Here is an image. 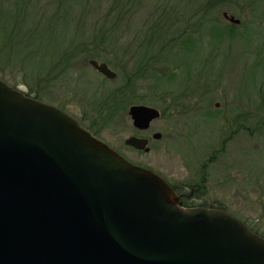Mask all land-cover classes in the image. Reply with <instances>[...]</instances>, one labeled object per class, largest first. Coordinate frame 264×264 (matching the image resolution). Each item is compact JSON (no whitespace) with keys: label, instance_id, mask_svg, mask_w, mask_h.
Here are the masks:
<instances>
[{"label":"water","instance_id":"obj_1","mask_svg":"<svg viewBox=\"0 0 264 264\" xmlns=\"http://www.w3.org/2000/svg\"><path fill=\"white\" fill-rule=\"evenodd\" d=\"M129 116L145 131L161 112L133 104ZM125 144L151 150L148 137ZM0 264H264V236L227 210L182 207L160 174L0 78Z\"/></svg>","mask_w":264,"mask_h":264},{"label":"rangeland","instance_id":"obj_2","mask_svg":"<svg viewBox=\"0 0 264 264\" xmlns=\"http://www.w3.org/2000/svg\"><path fill=\"white\" fill-rule=\"evenodd\" d=\"M49 1L43 0L41 5ZM86 3L89 6V17L85 23L91 29L93 23L101 22L105 8L96 10L97 4L93 0ZM173 3L183 13V19L186 18L185 24L187 18L202 4L191 0H173ZM236 6V9L229 10L218 8L213 13L224 24L229 23L224 12L241 20L247 18L249 10H242V2ZM237 27L241 32L242 25ZM246 33L245 47L242 46V38L237 36L220 44H216L218 40L215 39L212 44L206 43L203 48L197 46L195 52L183 55L189 66L171 82H161L159 87H150L155 82L151 78L136 83L139 92L144 95L143 100L136 104H146L158 109L167 106L166 114L152 122L151 129L161 132L162 137L159 140L151 139L149 152L137 151L125 144L128 136L135 135L133 121L127 112L114 121V127L108 125L101 130L100 137L110 145L120 148L133 162L147 165L158 174L160 172L184 193L190 190L189 184L198 179L202 160L206 155L220 148L223 139L229 137L225 142L224 154L208 167L206 191L196 201L224 206L230 214L255 228L258 227L264 233V129L251 135L242 131L241 126L243 122L253 127L257 119L264 116V105L261 103L262 96L264 98V28L258 31L250 27ZM78 35L75 42L79 43L81 40L90 41L93 33L91 30H81ZM130 36H133V32ZM128 42L130 39L121 40L106 51L123 53V47ZM86 45L91 46L90 42ZM130 51L136 50L131 48ZM108 57L112 60L114 58L113 55ZM128 57L122 56L130 62L127 63L128 68H132L133 62ZM90 60L85 67L78 66L72 82L81 76L83 83L89 81L90 92L102 91L103 88L108 90L122 83L119 64L110 66L119 75L113 82L98 72L90 64ZM5 71L2 79L13 84L14 74H9L10 69L6 68ZM13 71H17V68ZM33 78H29L31 85L34 84ZM66 82L62 81L65 88L51 89L53 95L55 93V102H49L48 99L43 101L55 106L57 102H65L66 112L79 119L83 116L86 104L77 98L72 101L69 99L76 90L80 92L82 87L79 83ZM17 88L28 92L26 84H20ZM85 123H90L89 117ZM97 123L102 124V120H97Z\"/></svg>","mask_w":264,"mask_h":264},{"label":"trees","instance_id":"obj_3","mask_svg":"<svg viewBox=\"0 0 264 264\" xmlns=\"http://www.w3.org/2000/svg\"><path fill=\"white\" fill-rule=\"evenodd\" d=\"M42 1L0 0V78H4L6 68L10 69L9 74H14V82L9 83L10 85L18 87L26 84L28 95L55 102L53 88H65L62 81H74L72 76L78 66L85 67L89 59L105 61L109 66L119 64L122 71L119 74H122L123 81L108 90L103 88L102 91L90 92L89 81L83 83L81 76L72 82L79 83L82 88L80 92L76 90L69 101L77 98L86 104L83 116L76 119L99 138L101 130L108 125L114 127V121L119 116L124 112L129 113L132 104L143 100L144 95L139 92L136 84L139 80L151 78L155 82L150 87H159L161 82H171L187 70L189 62L183 55L195 52L197 46L203 48L206 43L210 45L215 39L218 40L216 44H220L239 36L245 47L248 29L253 27L260 31L264 28V0H191L202 4L187 18L186 24V18L183 19V13L176 9L173 0H93L97 4L93 3L96 10L105 8V12L101 22L93 23L91 29L85 23L89 17L86 2L90 0H50L41 5ZM240 2L242 10H249L247 18H242L240 23L242 33L237 30L240 24L236 26L230 22L221 23L213 13L218 8L236 9ZM81 30L92 31L90 41L75 42ZM60 34L65 35L57 36ZM128 39L130 42L123 47V53L106 51L117 42ZM89 42L91 46L86 45ZM131 48L136 51H130ZM112 55L113 60L108 57ZM122 56H129V61L133 62L132 68H128L127 63L130 62ZM15 67L17 71H13ZM29 78L34 79V84L29 83ZM57 103L58 107L67 110L65 102ZM261 103L264 105L263 96ZM88 117L90 123L86 124ZM97 120H102V124L99 125ZM241 126L242 131L254 135L264 129V116L258 118L253 127L243 122ZM133 130L135 135L141 134L137 128L134 127ZM228 139L229 137L224 138L220 148L212 150L202 160L201 173L194 183L189 184L190 190L186 193L165 177L180 196L182 207L203 206L227 210L224 206L208 201L198 203L196 199L202 198L200 196L205 193L208 167L224 154ZM114 148L125 155L120 148ZM243 221L251 230L264 236L258 227Z\"/></svg>","mask_w":264,"mask_h":264},{"label":"flooded vegetation","instance_id":"obj_4","mask_svg":"<svg viewBox=\"0 0 264 264\" xmlns=\"http://www.w3.org/2000/svg\"><path fill=\"white\" fill-rule=\"evenodd\" d=\"M99 61V60H98ZM100 62H102V61H100ZM99 72V71H98ZM102 74V73H101ZM118 74V73H117ZM118 76V75H117ZM106 77V76H105ZM107 78V77H106ZM117 78V77H116ZM115 78V79H116ZM111 80H113L114 81V78L113 79H111ZM164 109H160L159 108V110H160V112H161V117L162 116H164L165 114H166V111H167V106H164L163 107ZM140 132H142L139 136H142V137H148L149 139H150V142H151V139L153 138V134L155 133V131L154 130H152L151 129V126H150V128L148 129L147 128V130H145V131H142V130H140ZM148 133V134H147ZM154 139V138H153ZM142 152H144V151H142Z\"/></svg>","mask_w":264,"mask_h":264}]
</instances>
